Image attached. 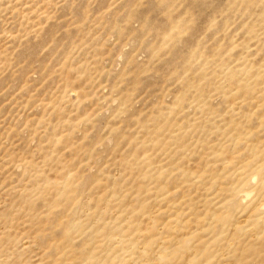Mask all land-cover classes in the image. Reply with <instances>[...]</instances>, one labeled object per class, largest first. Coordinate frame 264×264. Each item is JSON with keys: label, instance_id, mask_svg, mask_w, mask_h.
Wrapping results in <instances>:
<instances>
[{"label": "rangeland", "instance_id": "obj_1", "mask_svg": "<svg viewBox=\"0 0 264 264\" xmlns=\"http://www.w3.org/2000/svg\"><path fill=\"white\" fill-rule=\"evenodd\" d=\"M0 264H264V0H0Z\"/></svg>", "mask_w": 264, "mask_h": 264}]
</instances>
